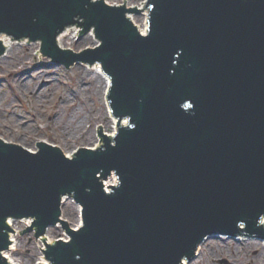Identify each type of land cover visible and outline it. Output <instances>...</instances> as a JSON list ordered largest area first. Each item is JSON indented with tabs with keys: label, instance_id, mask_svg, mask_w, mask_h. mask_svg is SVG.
<instances>
[{
	"label": "water",
	"instance_id": "1",
	"mask_svg": "<svg viewBox=\"0 0 264 264\" xmlns=\"http://www.w3.org/2000/svg\"><path fill=\"white\" fill-rule=\"evenodd\" d=\"M145 8L147 34L129 17L142 9L123 3L0 0V35L40 42L41 55L66 69L102 65L118 118L114 139L96 127L104 145L71 157L47 142L34 152L0 138V264H11L10 220L32 219L19 238L35 241L62 225L69 240L43 238L47 264H184L215 235L264 240V0ZM76 26L98 44L60 47ZM64 197L83 208L80 228L62 219Z\"/></svg>",
	"mask_w": 264,
	"mask_h": 264
},
{
	"label": "rangeland",
	"instance_id": "2",
	"mask_svg": "<svg viewBox=\"0 0 264 264\" xmlns=\"http://www.w3.org/2000/svg\"><path fill=\"white\" fill-rule=\"evenodd\" d=\"M105 1L142 9L141 13L131 14V19L140 31L148 24L149 11L141 8L146 0ZM64 34L59 43L65 49L80 52L98 44L92 32L79 34L75 39L73 29ZM28 42L14 41L11 48L0 55V138L32 151L38 150L36 143L47 142L70 156L79 148L102 147L104 143L99 140L96 127L110 136L113 120L107 113L109 89L105 91L97 85L100 78L95 65L77 64L66 69L41 55L40 42ZM78 207L72 198H66L63 204L62 217L73 226L80 224L81 208ZM11 225L16 237L13 250L6 252L11 263L45 261L42 240L35 241V233L19 238L31 225L30 220L13 221ZM239 236L207 239L202 244L201 256L198 257V250L190 264H264V240L247 238L253 242L245 246L238 244ZM45 237L50 243L67 238L60 226L51 227Z\"/></svg>",
	"mask_w": 264,
	"mask_h": 264
},
{
	"label": "bare ground",
	"instance_id": "3",
	"mask_svg": "<svg viewBox=\"0 0 264 264\" xmlns=\"http://www.w3.org/2000/svg\"><path fill=\"white\" fill-rule=\"evenodd\" d=\"M111 5V4H110ZM116 6H118V5H116ZM141 8H144V4H142L141 5ZM148 14H149V12H148ZM129 17H130V19H131V16L129 15ZM148 20V19H147ZM131 21H133L132 19H131ZM134 23V22H133ZM149 27H150V24L148 23V24H145V28H144V30H141V32L143 33V34H147L148 33V30H149ZM74 30L75 31V34L74 35H77V28H74V27H70V28H68V29H66L61 35H63L64 33H66L67 31H71V30ZM82 34V32L80 33V35ZM61 35H59V37H58V39H57V42H58V45L61 47V45H60V43H59V41H60V38H61ZM65 35V34H64ZM3 37H5L6 38V41H5V39L3 38ZM4 39V41H3V39ZM11 41H10V40ZM14 41L15 40H13V39H11L10 37H8L7 35H0V42L3 44V46L5 47V49H6V51H8L10 48H11V45L12 44H14ZM25 41L26 40H22V43H25ZM29 43V42H28ZM63 48V47H62ZM94 70L96 71V74L99 76V78H100V80L98 79L97 80V85L99 86V87H102L105 91L106 90H108V89H110V86H111V77H109L105 72H104V70H103V68H102V65H100V64H96L95 65V68H94ZM108 104H109V100H108ZM107 108H108V110H107V113H108V115L112 118V120H113V127H112V131H111V134H110V139L112 140V139H114V137L117 135V130H118V126H117V122H118V118H115L112 114H111V109H110V107L107 105ZM129 125V120L128 119H123V120H121V124L119 125V128H121V127H124V126H128ZM113 136V137H112ZM38 151V150H37ZM34 152H36V151H34ZM68 156H70V155H68ZM71 156H73V154L71 155ZM112 179H111V181H109L107 184H105V188H106V190L107 191H110L111 189L110 188H108V187H111V186H113V185H117L118 184V179H117V177H115V176H112L111 177ZM112 182V183H111ZM79 208V207H78ZM81 208V207H80ZM79 208V209H80ZM82 210H83V208H81L80 209V224L79 225H77V226H75V228H80L82 225H83V223H82ZM10 222V224L13 222V220H10L9 221ZM261 224L262 225H264V218L262 219V221H261ZM12 226V225H11ZM243 227H244V224H243ZM226 237L228 236V235H225ZM212 237H221V238H224V235H215V236H212ZM212 237H210V238H212ZM15 234H11V239H12V244H13V246H14V244H15V242H16V240H15ZM210 238H208V240L210 239ZM253 239V238H251V237H247V236H243V235H240L239 236V238H238V240H239V242L240 243H238L239 245H245V246H247V245H249V244H251L253 241H251V240H248V239ZM44 239H46V237L44 238ZM66 239H68V238H66ZM43 240V239H42ZM262 240V239H261ZM43 242V241H42ZM50 243V242H49ZM53 243V242H52ZM51 243V244H52ZM205 245V244H204ZM13 246L11 247V249L10 250H13ZM202 248H203V245L201 246V248L199 249V255H198V257H200L201 256V251H202ZM42 253H43V249H42ZM44 254V253H43ZM7 256V255H6ZM7 258H8V256H7ZM8 261L11 263V261L9 260V258H8ZM40 262H38L37 264H39ZM41 263H45V264H47V263H49L48 261H41ZM190 264V262H188V261H185L184 262V264ZM11 264H13V263H11Z\"/></svg>",
	"mask_w": 264,
	"mask_h": 264
}]
</instances>
